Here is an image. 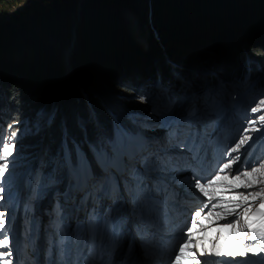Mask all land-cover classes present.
<instances>
[{"label":"trees","instance_id":"16d2710c","mask_svg":"<svg viewBox=\"0 0 264 264\" xmlns=\"http://www.w3.org/2000/svg\"><path fill=\"white\" fill-rule=\"evenodd\" d=\"M29 1L0 0V13L12 14ZM139 1L32 0L8 24H0V54L5 58L0 69V123H11L10 133L15 132L28 108H36L40 118L49 123L42 133L18 141L19 157L25 164H34L41 149L36 174L56 177V165L50 164L49 158L61 159L66 153L76 176L82 169L81 154L91 167L94 188L104 186L99 163L106 160L107 151L101 146L90 108L77 92L88 93L98 127L115 147L120 134L114 119L134 137H141L138 119L144 118L134 111L132 99L143 98L147 110L146 94L154 86L169 97L170 88L181 95L183 83L200 91L205 88L207 94L219 80L228 91L247 76L264 80L260 75V69L264 72V0H150L143 12ZM28 15H34L56 35H64L70 19L77 17L72 33L77 44L75 50V45L67 49L62 66L59 60H50L53 53L49 46L43 49L36 39H29ZM140 19L138 33L135 26ZM140 38L146 42L144 51L135 41ZM198 48L213 53L203 54ZM12 50L18 51L17 60L7 58ZM70 64L82 90L72 81L66 84L62 67ZM130 170L126 164L127 174ZM111 182L118 192V181L113 178Z\"/></svg>","mask_w":264,"mask_h":264},{"label":"rangeland","instance_id":"374dc122","mask_svg":"<svg viewBox=\"0 0 264 264\" xmlns=\"http://www.w3.org/2000/svg\"><path fill=\"white\" fill-rule=\"evenodd\" d=\"M139 3L140 11L143 12V6L148 7L150 0H141ZM77 11H79V8ZM11 16L12 14L9 12L6 14L0 13V24H8L14 17L11 18ZM77 20V17L73 16L70 19L68 31H65L64 35H56L51 30H48L47 25L45 27L34 15H28L29 30L27 34L30 32L31 38L29 39H36L37 44L39 43L43 49L49 46L53 53V57L50 60H59L62 66V58H64L67 49L71 45H75L73 48L75 50L77 44V36L72 39V33L75 32L76 24L78 23ZM131 20L133 21L134 18L132 17ZM140 21L141 23H136L135 26L138 33L141 31L142 19ZM143 21L145 22V20ZM22 36L24 37L25 35ZM135 41L142 47L143 51L146 50V42L141 38ZM21 43L23 44L22 41ZM23 46L26 47L25 44ZM242 47L244 48V46ZM193 50L196 49L193 48ZM12 51L13 53L11 54L10 52L7 58L17 60L19 55H16L15 52L18 51ZM198 51L200 53L202 51L203 54L207 55L213 53L212 51L205 53L201 48H198ZM246 52L244 51V53ZM4 59V56L0 54V69L5 64L2 61ZM180 69L184 70V68ZM62 70L67 86L68 82L72 81V84L80 90L81 86L76 85L77 81H75L76 78L71 64L68 68L62 67ZM185 70L190 72L188 68H185ZM183 86L185 91L181 95L176 92L178 91L177 89L173 90L170 88L169 97L164 96L165 91L161 90L159 86L152 87L151 91L146 94L151 102L150 106L149 104L147 105V110L142 103V99H132L133 103L131 106L135 108L134 111L141 113L140 117L143 116L144 118L138 119V123L143 124L141 127L145 128V143L135 146L133 150L135 156L131 159L133 161V169L130 175L116 177L117 180L126 181L128 184L129 191L126 194H123L121 190L118 193L113 191L95 193L90 184H86L83 191L79 193L78 187L73 185L67 172L66 178L70 180L71 186L69 187L68 185L67 188H62L65 180V169H67L66 163H63L62 159L53 157L49 158V163L56 165L57 169L53 173H56L55 176L59 177L57 182L50 183L41 177L34 182L27 178L28 181L21 189L20 184L23 173L28 170L32 173L34 167L27 165L23 168L26 164L22 161V157H18L19 146L17 142L22 136H30L37 132L42 133L46 125L49 124L40 118L41 114L36 108L26 109V115L19 122L18 127H20L17 129L15 139L12 141L15 144V149L13 155L9 158L8 171L3 182L5 191L0 194L4 197L3 200H0V211H5L8 217L22 220L24 237L27 241V245L23 247L21 252L22 255L30 258H39L43 250L41 245V233L43 232L49 238L48 241L46 239V244L50 248L55 238L49 235L46 228L51 229L52 227L60 237L63 253L66 255L71 254L74 261L84 259L82 255L85 250L89 252V250L95 249L105 261L108 260L111 264L113 261H116V264H128L126 261L132 259L136 252V247L133 245L131 237L130 239L127 238L130 233L133 234L134 232V236H138L139 233L140 239L137 238L138 241H145L146 238L142 236L139 227L144 229L149 225H153L155 232L170 230L168 224L170 218L166 210L179 200L181 196L180 187L183 188L186 184V161L193 152L189 151V149L194 148L198 142L201 126L199 119H204L212 113L207 104L212 106L214 100H219L222 105L228 102L229 106H233L236 100L238 102V99H236L238 95L245 91L246 94L243 96L244 98L242 97L243 102L239 105V109H242L249 104L251 96L254 97L252 99H255L258 95L257 90L251 85H247L245 89L239 84L233 85L231 100L225 97V92L221 89L208 90L207 94H201L199 97L200 90L192 89L185 83H183ZM81 92L80 94L77 93L89 110V102L86 100V96L89 98V95L84 90ZM84 93L85 96H83ZM247 93H249L248 97ZM144 96L140 95V98ZM157 98L159 100L162 99V101L156 102ZM261 98L258 97L256 103ZM215 107L222 111L221 107ZM192 108L194 109L193 113L190 112ZM94 116V111L92 113L90 109V117ZM9 135L8 131H6L4 142L8 141ZM116 143L118 148L117 152L112 153L113 160L122 154V141L119 142L117 139ZM2 144L3 142L0 145ZM180 144H187L188 147H179L178 145ZM40 152L41 149L37 151V154L40 155ZM140 156H143L142 160H145L150 169L154 168V170L151 172L150 170L149 172L143 171L138 161ZM44 157H47L46 152ZM37 160L39 161L40 158L37 157ZM15 161L16 164L12 163ZM18 161L20 163H17ZM62 166L65 168L64 172L61 171ZM139 170L142 171L143 178L140 177ZM155 172H157V175H155ZM131 176L134 177L137 183L133 184ZM66 182L67 180H65L64 184ZM105 183L103 192L106 191L109 181L107 180ZM134 185H137L140 191ZM49 195H51V200L48 198ZM146 195L150 199H145ZM163 197L165 202H161L159 206L155 205V200L163 199ZM112 209H115V211H112ZM129 221L131 229L128 226ZM108 231H110V234L107 236ZM62 236L66 237V239H61ZM72 239L75 241L74 248L71 245ZM144 248L146 250V247ZM151 248L152 251H156L155 245H152ZM47 252H50L49 249ZM120 254H124L122 259L119 258ZM143 255L144 253L141 254V257ZM146 257L149 258L148 255Z\"/></svg>","mask_w":264,"mask_h":264},{"label":"snow or ice","instance_id":"6c2138e0","mask_svg":"<svg viewBox=\"0 0 264 264\" xmlns=\"http://www.w3.org/2000/svg\"><path fill=\"white\" fill-rule=\"evenodd\" d=\"M250 112L260 114L247 122L237 142L224 154L228 157L227 162L218 165V170L210 178H197L193 174L192 186L207 201L191 216V226L182 233L183 242L179 243L178 252L174 253L169 264H264V156L250 168L245 167L248 164L245 160L236 174L231 172L232 166L241 160V149L253 140L252 133L264 129V98L259 99ZM16 135L11 132L8 141L0 145V194L5 191L3 182L9 157L14 153L12 141ZM178 146L188 147L187 144ZM202 179L205 182H201ZM240 189L243 191H238ZM3 199L0 195V200ZM145 199L150 197L146 195ZM205 209L208 211L202 215ZM0 249V264H14L5 211H0ZM61 264L69 262L61 261ZM72 264H110V261H105L92 249L86 258L77 259Z\"/></svg>","mask_w":264,"mask_h":264},{"label":"bare ground","instance_id":"6f19581e","mask_svg":"<svg viewBox=\"0 0 264 264\" xmlns=\"http://www.w3.org/2000/svg\"><path fill=\"white\" fill-rule=\"evenodd\" d=\"M27 7V6H26ZM195 90H197V89H195ZM77 92V91H76ZM79 93V92H78ZM80 94V93H79ZM244 98V97H243ZM243 98L239 101L238 100V102H240V103H242L243 102ZM89 108H90V106H89ZM91 109V108H90ZM259 114V113H258ZM130 153H132V151H129ZM114 167H116L117 169H120V167H119V165H118V162L116 161L115 163H114ZM119 190H121V191H124L125 190V186H124V184L121 186V187H119ZM91 197V196H90ZM92 202V201H91ZM111 208V207H110ZM128 226L130 227L131 225H130V223L128 224ZM110 234V231H108V234H107V236ZM135 235V234H134ZM123 246H125V245H123ZM122 250V249H121ZM108 255V254H107ZM118 257V256H117Z\"/></svg>","mask_w":264,"mask_h":264},{"label":"water","instance_id":"95a60500","mask_svg":"<svg viewBox=\"0 0 264 264\" xmlns=\"http://www.w3.org/2000/svg\"><path fill=\"white\" fill-rule=\"evenodd\" d=\"M31 3H32V1H29V2H27L26 4L20 6L18 9H16V10L12 13L11 18H12L13 16H15L16 14L20 13L21 11H23V9H24L26 6H28L29 4H31ZM83 96H85V93H84ZM86 100H88V102H89V98H88V96H86ZM89 106H90V104L88 103V107H89ZM92 113H93V112H92ZM94 115H95V114H94Z\"/></svg>","mask_w":264,"mask_h":264}]
</instances>
